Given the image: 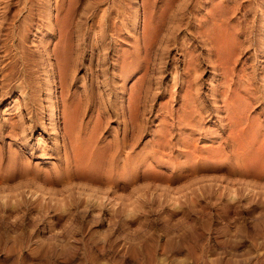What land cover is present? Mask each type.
Wrapping results in <instances>:
<instances>
[{
    "label": "rangeland",
    "instance_id": "obj_1",
    "mask_svg": "<svg viewBox=\"0 0 264 264\" xmlns=\"http://www.w3.org/2000/svg\"><path fill=\"white\" fill-rule=\"evenodd\" d=\"M152 1L155 7L152 11L158 14L161 2ZM202 1L177 0L172 5L166 24L174 21L173 33L164 29L156 37L149 55L142 52V57L146 58L143 66L141 63L142 67L129 75L128 90L139 95L137 105L142 110L139 111L141 124L127 128L126 136L123 135V115L116 110L114 90L121 84L123 69L110 57L113 50L110 23L120 24L117 31L130 33L137 21L139 31L142 0H10L6 9L0 10V62L15 60L11 52L18 44L25 43L32 49L29 56H35L39 63L38 69H26L23 77L16 69L0 76L3 144L10 141L9 130L2 123L3 111L20 98L23 80L26 79V86L36 87L39 96L45 93L48 75L33 50L34 45L40 47L36 44L50 40L56 33L54 27L43 24L42 17L47 13L52 19L59 6L61 17L68 18L66 27L71 31L73 57H76L70 65V74L75 78L69 87L70 97L76 96L82 101V110L89 107L85 123L94 130L102 145L124 138L128 162L150 164L154 169L147 167V172L141 171L132 179H119L111 186L112 191L106 193L103 204L100 197L107 186L103 181L71 178L48 186L49 190L44 191L29 179L6 184L1 180L0 196L5 194L11 198L20 193V197L28 200L31 192L36 191L50 201L41 221L35 220L39 216L36 211L32 213L34 221L32 218L25 221L32 231L28 241L18 239L14 243L13 236L19 238L21 232L15 226L16 220L0 224V229L3 227L7 233L5 242H0V264H264V174L231 157L207 161L197 158L186 163L182 156L180 139L183 135L177 119L186 81L193 75L183 52L189 39L194 43L191 38L196 27L194 16L202 13ZM226 6L228 13L235 9L230 23L238 30L239 37V63L232 65L234 76L240 75L242 69L251 73L256 68L255 77L261 89L264 82L258 79L264 65V26L261 25L264 23V0H228ZM101 30L105 33L103 40ZM163 50L160 69L158 55ZM207 53L199 44L196 64L200 76L199 100L204 110L209 109L211 113L202 122L201 130L212 133L221 129L223 118L216 116L210 90L213 84L220 85L225 78L216 58ZM231 59L233 64L234 54ZM87 96L92 98L93 105L86 106ZM23 100V97L19 99ZM259 107L255 105L254 112L264 129V107ZM38 124L33 123L34 132L29 139L32 146L38 135L51 138L44 120L40 122L44 127L42 135L38 132ZM59 125L62 126L60 122ZM161 129L173 131L168 151L162 146ZM193 136L201 137L203 132H194ZM20 153L31 157L30 147L25 144L20 146Z\"/></svg>",
    "mask_w": 264,
    "mask_h": 264
},
{
    "label": "bare ground",
    "instance_id": "obj_2",
    "mask_svg": "<svg viewBox=\"0 0 264 264\" xmlns=\"http://www.w3.org/2000/svg\"><path fill=\"white\" fill-rule=\"evenodd\" d=\"M9 1L3 0L0 3V10H5ZM176 1L160 0L161 5L158 14H155L152 11L155 8L153 1L142 0L143 14L139 31L138 22L134 20V27L132 26L131 32L126 33L125 31V34L117 31L118 25L114 21L110 23L109 36L113 40V50L110 57L114 58L113 62L117 61V63L122 65L121 68L123 69L121 84L116 89L114 87V90L117 97L116 110L123 115L124 136H126L127 128L141 124L139 111L142 110L137 105V100L140 97L136 94V91L128 90L127 80L131 77L129 75L133 72L132 70L135 71V69L143 66L146 58L142 57V52H146L149 55L155 44L156 37L164 29L166 32L173 33L174 27L172 26L174 21H168L167 25L166 17ZM227 1H202L200 6L202 13H196L194 16L195 22L193 24L196 27L195 31H192L191 36L194 39V43H190L189 39L184 45L185 52L182 51L188 63V70L190 71V66L193 69V75L186 81L187 85L184 84V86L186 85V90L184 95H182V103L177 119L178 127L182 129L181 135H183L180 139L182 156L186 158V163L191 161V159V162H194L197 158L205 161L206 159L214 160L213 158L228 160L231 157L235 161L249 166L254 171L257 170L264 174V129L259 117L255 116L254 112L255 105L260 106V109L264 107V85L261 89L258 86V81L255 77L256 68L251 73H245L244 69L241 68V71L236 70L240 71V75L234 76L235 71H233L232 65L238 61L237 57L240 55V50L238 49L239 37L238 30L230 23L232 17H234L235 9L232 13H228ZM57 7L59 8V6ZM58 8L55 10L52 19L47 13L44 17L41 16L45 26L56 29L55 35L52 34L50 40H45L46 42L41 40L40 43L36 44L40 45V47L37 48L34 45L35 48L33 50L38 55L36 56L37 60L40 63L42 62L40 64L42 70L48 75V78L45 79L46 89L43 97L37 94L38 90L36 87L26 86V79L23 78L22 86L24 87L23 89L20 88L19 97H23L24 100L22 102L19 101L20 98L13 100L12 106L3 111L2 123L9 130L8 138L10 141L5 145L1 141L0 136V181H6L5 183L2 182L6 184L29 179L40 190L44 191L61 183V181H68L71 178L85 179L92 182L103 181L107 183L105 191L100 197L101 204H103L107 198L106 193L112 189L111 186L119 179L124 180L128 179V177L132 179L141 171L147 172V167L150 170L153 169V166L145 163H129L127 159L128 153L124 150V138L115 139L113 144L111 143L110 145H102L97 140L95 136L97 134L94 133V130L88 128V123H85V119L88 118L86 110L89 107L85 108L86 110H82V101L76 96L70 97L69 87L75 79L70 74V65L76 60V57H73L74 45L72 46L71 31L66 27L67 22H69L67 21L68 18L66 17V19L65 16L61 17L60 8ZM134 13L136 14V11ZM169 23L171 27H169ZM261 25L264 26V23ZM118 27H120V24ZM99 28L101 29V27ZM104 30L100 32L101 39L104 37ZM116 42H120V45L116 44ZM199 44L207 50V54H211L216 58L215 60H217L223 70L221 74L225 78V81L220 85L219 83L213 84L210 90L211 103L214 106L216 116L223 118V121H221L223 123L222 127L224 126L219 131L212 133L210 131L206 133L201 130L202 122L206 121L211 116V113L209 109L204 110L201 100H199L201 93L200 76L198 65H196ZM31 50L25 43L18 44L14 47L13 52L10 50L15 60L11 58L6 63L5 61L0 62V76H2V73H4V76L8 75L11 70L16 69V73H22L23 77V72L26 69L31 70L38 67L39 63H36L34 54L32 55L33 57L29 56ZM163 54L164 50L158 55L159 66L162 64ZM233 54L234 63L231 64V60H233L231 56ZM141 63L142 66H140ZM194 65H196L195 68H193ZM161 68L162 66H160ZM217 72L220 73L219 71ZM188 75H191L190 72ZM258 80L264 82V65H262V73L259 74ZM27 87L29 88L26 91L25 88L27 89ZM218 91L219 94H217ZM85 102L86 106L93 105L92 98L89 96L86 97ZM219 113L224 115H219ZM43 120L51 138L50 140L49 137H46V139L39 138L38 135L34 139V144L36 145L34 148L35 145L32 146L29 140L34 132L33 123L35 121L39 122L37 128L42 135L44 127L42 124L40 125V122ZM59 122L62 126L59 125ZM199 131L203 132V136L195 138L193 133ZM172 136L173 131L170 129H161L162 146L167 148L166 151L171 146L170 139ZM202 140L206 141V143L202 144ZM22 144L30 147L31 157H26L20 153ZM159 161H161L160 158ZM185 162L183 161L186 165ZM128 170L130 171L126 172ZM261 174L260 177H262ZM89 190L87 192L91 194L90 196L96 198ZM113 194L116 193L113 191ZM19 195L20 193L11 198H8L9 195L5 194L0 196V224L8 220H16L14 222L15 226H18V229L21 230L19 238L13 236L14 243L18 239L23 241L29 239L32 231L28 229L25 221L29 218L34 221L33 211H36L37 215L39 214L35 220L41 221L44 218L43 216L47 214V202L48 200L50 201V198L48 200L45 199L44 194L37 195L36 191L31 192L28 200L26 197H20ZM62 210L64 211L63 206ZM98 210L100 212L101 208L99 207ZM0 232V242L2 243L5 242L7 233L3 227H1Z\"/></svg>",
    "mask_w": 264,
    "mask_h": 264
}]
</instances>
